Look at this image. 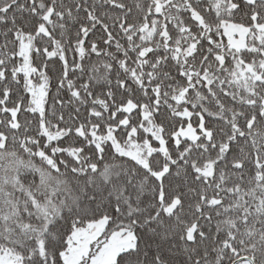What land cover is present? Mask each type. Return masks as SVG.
<instances>
[{
    "label": "snow or ice",
    "instance_id": "1",
    "mask_svg": "<svg viewBox=\"0 0 264 264\" xmlns=\"http://www.w3.org/2000/svg\"><path fill=\"white\" fill-rule=\"evenodd\" d=\"M0 264H264V0H0Z\"/></svg>",
    "mask_w": 264,
    "mask_h": 264
}]
</instances>
